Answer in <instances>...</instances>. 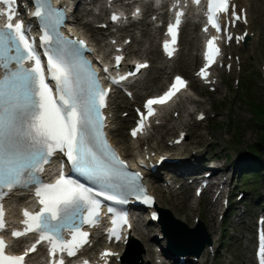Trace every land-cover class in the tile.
I'll return each instance as SVG.
<instances>
[{"label":"snow or ice","instance_id":"snow-or-ice-1","mask_svg":"<svg viewBox=\"0 0 264 264\" xmlns=\"http://www.w3.org/2000/svg\"><path fill=\"white\" fill-rule=\"evenodd\" d=\"M194 2L198 3L199 0ZM12 3L13 0H0V4L9 6L4 14L8 22L0 30V70H5V75L0 79V199L5 190L11 191L28 184L36 185L34 194L40 209L35 214L25 210L22 213L24 231H14L12 236L19 238L28 233H36L39 237L37 244L42 241L49 244L50 264H64L62 259L51 258L57 253H67L72 257L88 243L89 233L81 229L83 225L95 226L100 205L93 198L91 188L66 178L63 169L54 183L39 180L37 174L43 171V164L48 163L56 152L64 153L75 171L103 188L127 189L142 197L145 204H151L152 197L146 195L144 189L136 184L139 173L130 176L125 171L124 161L112 151L104 137V117L100 110L106 106L107 92L99 88L91 75L87 80H82L78 66L70 64L61 50L48 55V72L55 81L54 94L53 89L45 82L40 58L26 39L22 23H11L14 11L10 7ZM229 5L230 0H208L207 21L217 32L221 30L218 14L228 13ZM34 14L37 17L42 15L39 10ZM181 15L182 13H177L175 24L168 27L167 34L172 37V43L176 40ZM232 15L239 19L234 11ZM116 19L113 16V20ZM42 39L47 42L50 37L45 35ZM214 39L209 40L206 45L205 68L219 54ZM74 43L84 47L83 41ZM164 49L170 56L167 42ZM13 52L14 55H9ZM121 59L116 58L117 64ZM25 61H31L33 66L24 69ZM13 62L16 70L8 71ZM144 67L146 65H138L137 70ZM199 75L205 78V70L201 69ZM184 83L177 77L164 96L149 99L144 105L147 116L153 115V105L166 103ZM147 116L142 115L141 121L132 131L134 138L142 131L143 120ZM116 181L120 184L117 185ZM95 195L118 203L125 202L122 193L97 191ZM126 223L124 215L114 218L109 238L115 237L118 240L117 228ZM4 227V211L0 206V231ZM64 232L70 233L71 239L65 240ZM35 248L34 244L23 255L9 256L5 254L4 240L0 239V264H24L25 257L35 251ZM110 255L112 253L105 251L101 253V259ZM260 256V264H264V236L260 237Z\"/></svg>","mask_w":264,"mask_h":264},{"label":"rangeland","instance_id":"rangeland-1","mask_svg":"<svg viewBox=\"0 0 264 264\" xmlns=\"http://www.w3.org/2000/svg\"><path fill=\"white\" fill-rule=\"evenodd\" d=\"M248 2L251 3L248 6H251L255 11L253 14L248 13L249 26H247L250 39L246 45H234L227 49L224 59L227 64L224 63V66L213 72V86L202 87L192 81L190 90L179 101V105L166 110L164 113V117H172L173 120H181L186 123L185 125H189L188 128L184 129L186 136L183 143L178 149L169 153L175 155L179 152L183 153L182 155L188 161L195 159L192 153H198L196 155L200 156L197 157L201 158L218 159L221 163L219 165H224L229 175L233 173L231 181L227 182L233 201H235L234 199H236V195L241 189L245 191L240 202V208L245 210V214L241 213L242 209H237L233 205L230 206L236 212L226 218L225 235L217 213L212 207V197L204 196L197 203L189 187V181L184 182V186L180 189H177V183L179 182H175L172 185L173 192H169L163 180L159 182L156 181V178H151L152 186L160 190V197L166 201L168 210L174 218L182 221L180 212H188V206L196 214H200V219L204 223L207 232L214 239L213 247L218 256L209 259L205 254L202 259V261L206 260L204 264H254L252 255L254 222L256 215L264 209V171L259 174L261 177L259 179L241 174L244 165L251 164L250 161L253 157L250 153H253L254 144L261 143L264 146V122H260L253 113L254 108L257 106L264 108V78L260 71V66L264 64V5L261 6L259 0H248ZM261 9H263L262 12ZM95 12H98V14L94 15L88 8L80 6L72 18L73 21L76 20V23L72 22V26L85 34L92 43L97 42L95 45L98 49L105 51V47L109 44V36L115 35V33L95 26L102 22L98 23L97 19L101 16L105 18L104 13H100L98 8ZM147 20L148 23L143 21L135 29L131 28L116 32L119 33L116 36L120 38L121 42L130 40L128 43L130 47L129 56L147 59L152 63L150 70L145 73L141 82L134 89V93L137 92L144 96L156 94L161 90L163 85H156L153 80L162 76L164 84L170 72H177L192 79L193 72L198 64L200 44L198 37H196V29L187 26L181 36V51L177 60L167 63L159 57L153 62V56L148 49L158 50V30L153 29L150 18ZM191 38H193V41ZM188 42H192V45L190 46ZM137 49L140 50L137 51ZM109 50L111 51V48L107 49V52ZM195 57L196 60H194ZM130 107L131 104L128 99L122 96L112 99L111 109L114 121L111 125L110 135L113 141L116 142L115 144L118 147L127 148L132 158L147 146L158 150L157 145L151 140V135L158 138L162 137L163 145L168 147L166 142H170L176 136L178 129L167 131L168 134H165L164 131L167 127L156 124L157 122H164V118L154 122L152 133L142 143L128 141L126 128L130 122ZM263 108L261 109L262 112H264ZM197 111L204 113L206 118L201 122L196 121V125H194ZM125 112H127V115H125ZM119 128L121 129L115 132V129ZM163 153L166 152L163 151ZM191 163L189 162V164ZM172 169V166L164 167L156 175L158 174L160 180L170 177L178 179L177 174L179 172L176 171L175 173ZM233 187H236L235 191ZM139 214L146 218L145 214ZM193 217L190 218L188 223H185L188 227L194 226ZM139 228L140 231L149 234V237L145 238V242L138 232L134 233L133 247L135 250L132 252L134 254L132 257L138 264H145L147 250L150 248L153 257L158 245L160 247L158 241L155 240V235L158 234V226L143 222ZM164 243L165 241L162 242V244ZM159 260L161 259L155 261L159 262ZM150 261H152L150 264H153L152 258Z\"/></svg>","mask_w":264,"mask_h":264},{"label":"bare ground","instance_id":"bare-ground-1","mask_svg":"<svg viewBox=\"0 0 264 264\" xmlns=\"http://www.w3.org/2000/svg\"><path fill=\"white\" fill-rule=\"evenodd\" d=\"M80 0H66L65 2H63V4H64V7H68L69 5H70V3H73V4H75L76 2H79ZM259 2H260V4H261V6H263L264 5V0H259ZM77 4V3H76ZM75 4V5H76ZM251 3H249L248 2V0H236V5H237V7H238V9H240V8H244L245 9V11H246V13H247V15H248V13L249 14H253L254 13V11H255V9H253L251 6H248V5H250ZM74 5V6H75ZM263 11V9H261V12ZM251 12V13H250ZM161 16H162V14H161ZM251 17V16H250ZM68 18H69V25H71L72 26V22H73V20H72V17H71V13L69 14V16H68ZM239 24H238V28H240L241 29V31L238 33V34H241L244 30L246 31V30H248V27L246 26V23L245 24H241L240 22H238ZM72 28L74 29V27L72 26ZM187 27L185 26V29H186ZM75 31H77L78 32V30L75 28L74 29ZM247 32V31H246ZM79 33H81V32H79ZM83 34V33H82ZM93 34V33H92ZM92 36V35H91ZM95 36V35H94ZM196 37H197V35H196ZM247 37H250L249 36V34H248V32H247ZM191 40L193 41V38H191ZM135 43H137V44H139L138 42H135ZM188 44L191 46L192 45V42H188ZM151 46H153V45H151ZM127 49H130V47H128L127 46ZM140 49H137V51H139ZM149 50V53L153 56V58H152V60H153V62L155 61V60H157L158 58H159V51L158 50H155L154 48L153 49H148ZM133 51H135V50H133ZM194 60H196V57L194 58ZM175 61H176V59H175ZM174 62V61H173ZM153 82L156 84V85H163V77L162 76H159V77H157V78H155L154 80H153ZM143 94H140V93H137V92H135L134 93V99L135 100H141V97H143L142 96ZM179 104H176L175 106H178ZM175 111V110H174ZM198 111L196 112V116L198 115ZM190 114V113H189ZM164 122H162V124H161V126H164V127H167V129L164 131V133L165 134H168L167 133V131H170V130H174V129H178V133H180V132H183V129H185V128H188L189 127V125H185L186 123H184L183 121H178V120H173L172 119V117H164ZM178 121V122H177ZM196 119H194V125H196L195 123H196ZM180 128H182L181 130H180ZM121 128H119V129H115V132H118L119 130H120ZM178 133L176 134V136L175 137H173L172 138V141L174 140V139H176L177 137H178ZM157 135H158V132H157ZM199 136H200V134H199ZM151 140H153L154 141V144H156L157 145V147H158V150H159V153L160 154H164L165 156H169L170 154H171V156L174 158V157H179L180 159H177V161L176 162H170V163H172V164H166V165H164V167H171L172 166V168L173 169H179V170H182L181 172L183 173V174H190L192 171H193V169L195 168V167H197V166H195L196 164H197V161H198V163H199V166H200V160L201 159H203V158H201V157H197V156H200V155H196V154H198V153H195V155L193 154L192 156H194L196 159L195 160H193V161H188V159L187 158H182V157H180V156H182V155H180V153H178V155H176L175 156V154L174 153H170V154H168L169 152H171V151H174L175 149H178V147H172V148H167L165 145H163V140H162V137L161 138H158V137H154L153 135H151ZM114 142V141H113ZM114 143H116V142H114ZM118 149H119V151L121 152V154L125 157V158H128V159H130L129 157H130V152L128 151V149L127 148H122V147H117ZM151 151H154V149H153V147L152 148H150L149 149V152H151ZM163 151H165L166 152V154L165 153H161V152H163ZM171 157V158H172ZM157 158V156L156 157H154V158H152L151 160L154 162V160ZM189 162H193L194 164H189ZM163 165V164H162ZM153 175H156V174H153ZM155 177H157V176H155ZM151 175H147V183H150V186H149V190H150V192L156 197V208H166V209H169L168 208V204L166 203V201H164L161 197H160V194H159V192H160V190L158 189V188H154L153 186H152V182H151ZM171 181L172 182H175L174 181V179H173V177H171ZM167 190L169 191V192H172V188H170V187H167ZM158 197H159V200H158ZM24 200V198H20V197H17V196H12V197H10L9 198V200H8V202H7V204H8V207H9V213H12V216L14 215L13 213H14V211L16 210V207L17 206H14V205H16V204H18V205H20L21 203H22V201ZM197 203H199V202H197ZM215 206H216V204L215 203H212V207L215 209ZM188 208H189V210H188V212H185V213H182V212H180L182 215V218H181V220L184 222V223H188V221L190 220V218L192 217V216H196V217H199V219H200V214H196L195 213V211L190 207V206H188ZM155 210V209H154ZM178 213V212H177ZM196 214V215H195ZM193 217V218H194ZM151 234V233H150ZM161 234V233H160ZM149 234H147L146 232H141V236H142V238H147V237H149L148 236ZM133 238V235L131 234V236H130V239H132ZM212 240H213V237H212ZM214 242H212V244H213ZM211 244V245H212ZM208 250V249H207ZM205 253H206V251H204L203 253H202V255L197 259V263L198 262H201V260L203 259V257H204V255H205ZM127 254H126V250L122 253V258H123V261H122V259H121V261H122V263L121 264H127V262H129V258H128V256H126ZM148 258L150 259L151 257H152V251H148ZM30 262H32V263H34L35 261H38V257H35V256H33V257H31L30 258V260H29ZM117 264H119V263H117Z\"/></svg>","mask_w":264,"mask_h":264},{"label":"water","instance_id":"water-1","mask_svg":"<svg viewBox=\"0 0 264 264\" xmlns=\"http://www.w3.org/2000/svg\"><path fill=\"white\" fill-rule=\"evenodd\" d=\"M256 147L259 153L264 155V147L260 144H257ZM160 213V223L164 226V234L169 244L179 249V254L191 253L197 257L205 245L210 244V238L201 223L198 224L197 228L189 229L174 219L169 212L160 211Z\"/></svg>","mask_w":264,"mask_h":264},{"label":"trees","instance_id":"trees-1","mask_svg":"<svg viewBox=\"0 0 264 264\" xmlns=\"http://www.w3.org/2000/svg\"><path fill=\"white\" fill-rule=\"evenodd\" d=\"M263 107H256V108H254V110H253V113H254V115L256 116V117H258L257 119H259L260 120V122L262 121V122H264V112H262L261 111V109H262ZM264 109V108H263ZM253 154H257V151H256V149L253 147ZM257 159H255V161H254V163H253V165L251 166V168H248L247 170L250 172V173H252L254 176H257L258 175V168H261L264 164L262 163V161H260L259 159H258V157H256ZM253 169V170H252ZM255 171H256V173H255ZM243 175L244 176H248V174L247 173H243Z\"/></svg>","mask_w":264,"mask_h":264}]
</instances>
